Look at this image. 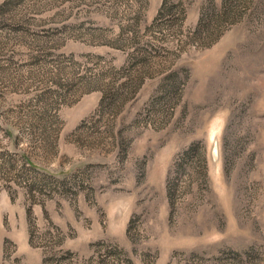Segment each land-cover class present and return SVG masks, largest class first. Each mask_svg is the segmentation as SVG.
Wrapping results in <instances>:
<instances>
[{"label":"rangeland","instance_id":"obj_1","mask_svg":"<svg viewBox=\"0 0 264 264\" xmlns=\"http://www.w3.org/2000/svg\"><path fill=\"white\" fill-rule=\"evenodd\" d=\"M88 167L61 229L30 188ZM0 207L2 264L26 207L40 254L125 218L129 264H264V0H0Z\"/></svg>","mask_w":264,"mask_h":264},{"label":"crops","instance_id":"obj_2","mask_svg":"<svg viewBox=\"0 0 264 264\" xmlns=\"http://www.w3.org/2000/svg\"><path fill=\"white\" fill-rule=\"evenodd\" d=\"M150 55H148L149 57ZM143 58V61L137 60V61H133L130 62V60H127L125 62V64H122L121 69L126 73H124V77L127 80H131L129 79V77L131 76H135L137 74H139V76L141 75L140 80L142 82H145L147 80V78H151L153 77V74H147L145 72H140V67H143L145 64L149 63L153 58L155 59V56H150L151 59H145V54L142 56H138L139 58ZM138 69H137V68ZM126 74V75H125ZM148 76V77H147ZM81 111L78 110L77 113H80ZM76 114V112H75ZM79 125V123L77 124ZM82 194L81 192L78 194L80 195ZM85 199L87 200V198L85 197ZM67 201H69L67 198L65 197H59V198H54V199H48L47 203L45 204V209L47 211V215L49 216V218L52 220L50 214H49V209L51 210V212L55 211L56 207H61L62 204L65 205V207L68 208V204ZM88 201V200H87ZM49 203V206L47 205ZM38 203H34L33 207L35 205H37ZM69 204L71 205V203L69 202ZM41 205L44 208V204H38ZM67 205V206H66ZM72 206V205H71ZM73 207V206H72ZM1 208V207H0ZM49 208V209H48ZM74 208V207H73ZM122 208V207H121ZM119 208V211H125L123 210V208L121 209ZM126 213V211H125ZM25 218L24 222H23V231L21 232L20 236H21V249L22 251H24V253L26 254V257L29 259L27 264H44V257L46 255V253L50 254L52 252H55V250H70L73 252L78 253L81 257H92L93 254L96 253L95 248L93 246V244L97 241H113V242H117L119 245L122 243L123 245L127 246L128 244V235H127V228H128V224H127V220H124L125 218H122V220L120 219L119 221L116 219H111L110 225H109V230H108V234L102 235L101 234V230H99L97 224L95 225V230L92 233L93 238H90V236L88 237L87 234L81 230L80 226L76 225V228L79 229L78 231V235H79V240H77L76 242H72L70 245L68 243V240L63 239L59 244L52 246L50 248L47 249L46 253L42 252L37 253V252H33L32 249V245L30 244V240H29V223H28V211H27V207L25 210ZM53 221V220H52ZM53 223H55L53 221ZM58 223V222H57ZM55 223L59 228L63 229L66 228L67 226H63L64 224H57ZM73 225V224H70ZM1 227L3 228L2 233L4 236V241H11L14 242L16 244V239L12 238L11 236H9L8 234L4 233L7 232L5 230V228L3 227V223H1ZM14 234L16 235V232H14ZM65 244V247H64ZM67 244V247H66ZM121 244V245H122ZM120 245V246H121ZM121 246L124 248V246ZM51 251H49V249H51ZM125 249V248H124ZM126 250V249H125ZM2 254H3V259H4V255H5V248L3 246V250H2ZM82 253V254H80ZM21 258V256H19ZM5 260V259H4ZM3 261L0 260V264H2Z\"/></svg>","mask_w":264,"mask_h":264},{"label":"trees","instance_id":"obj_3","mask_svg":"<svg viewBox=\"0 0 264 264\" xmlns=\"http://www.w3.org/2000/svg\"><path fill=\"white\" fill-rule=\"evenodd\" d=\"M2 165L11 166L12 162L4 159ZM88 170H90V167L84 169V171L86 172L82 171V173H85L84 178L78 177L77 179L71 178L70 180L68 179V180L56 181L59 190L58 196L65 197L68 199L75 198L81 191L85 190V188L87 187V186L85 187V184L87 185L89 180L88 177L90 174ZM45 181L48 183V185H46L47 188L45 186H42V188L38 190L30 188L31 192L29 193L30 194L39 193V195L45 196L43 198L44 200L59 198V197H55V192L51 190L52 189L51 183H49L48 180L46 179ZM31 232L32 234L34 233L33 230H31ZM48 237L50 238L46 237V241H50L53 239H55L56 241L61 240V238H56L58 236H56V234L53 232H49ZM57 244L59 243H56L55 245ZM55 245L49 246L48 243L45 244L47 248H50L52 246L55 247ZM93 246L96 251L95 254H98L99 256L102 255L101 257L95 255L96 257H99L98 261H100V264H105V262H107L108 257L113 258L112 260L115 259L120 263L123 262L124 264H129L127 260L126 250L123 247H121L118 243L113 241H97L93 244ZM51 250L52 248L49 249V251ZM91 261H95V258L91 257L88 259L85 257H81L78 253L70 250H55V252H52L50 254L46 253L44 257V264H85L86 262H91Z\"/></svg>","mask_w":264,"mask_h":264}]
</instances>
